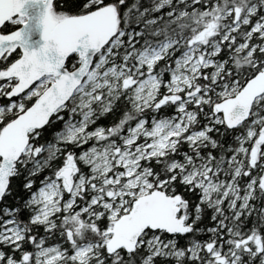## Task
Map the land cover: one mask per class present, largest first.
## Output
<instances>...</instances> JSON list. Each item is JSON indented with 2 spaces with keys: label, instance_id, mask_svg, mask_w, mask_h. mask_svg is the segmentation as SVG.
<instances>
[{
  "label": "snow or ice",
  "instance_id": "6c2138e0",
  "mask_svg": "<svg viewBox=\"0 0 264 264\" xmlns=\"http://www.w3.org/2000/svg\"><path fill=\"white\" fill-rule=\"evenodd\" d=\"M0 264H264V0H0Z\"/></svg>",
  "mask_w": 264,
  "mask_h": 264
}]
</instances>
